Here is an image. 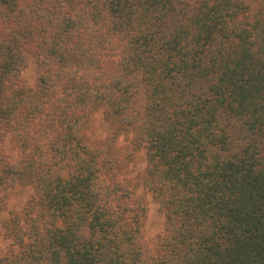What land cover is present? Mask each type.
I'll return each mask as SVG.
<instances>
[{
    "label": "trees",
    "instance_id": "16d2710c",
    "mask_svg": "<svg viewBox=\"0 0 264 264\" xmlns=\"http://www.w3.org/2000/svg\"><path fill=\"white\" fill-rule=\"evenodd\" d=\"M99 107L146 149L156 251L84 127ZM12 184L34 195L5 223L17 248L0 264H264V0H0Z\"/></svg>",
    "mask_w": 264,
    "mask_h": 264
},
{
    "label": "rangeland",
    "instance_id": "374dc122",
    "mask_svg": "<svg viewBox=\"0 0 264 264\" xmlns=\"http://www.w3.org/2000/svg\"><path fill=\"white\" fill-rule=\"evenodd\" d=\"M79 0H74V3ZM73 2V0H72ZM23 69V77L31 85L36 84L38 66L36 58L28 55ZM91 143L103 147L106 151L109 168L129 187L132 198L139 200L145 207L141 215V232L148 246L156 251L163 239L166 228V216L151 190L143 184L146 169V149L139 145L134 133L128 129L114 130V126L105 120L103 109H93L84 122ZM11 142H7L10 148ZM34 195L31 185L12 184L0 190V256L11 254L17 248L5 227V223L13 216L22 215Z\"/></svg>",
    "mask_w": 264,
    "mask_h": 264
}]
</instances>
